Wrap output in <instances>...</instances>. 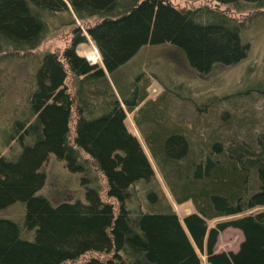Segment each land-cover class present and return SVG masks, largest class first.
Listing matches in <instances>:
<instances>
[{"label":"trees","instance_id":"trees-1","mask_svg":"<svg viewBox=\"0 0 264 264\" xmlns=\"http://www.w3.org/2000/svg\"><path fill=\"white\" fill-rule=\"evenodd\" d=\"M210 1L233 11L171 0H0V58L37 53L48 31L43 13L95 19L61 55L35 58L24 116L8 135L15 151H0V212L24 206L21 223L0 216V264H203L202 255L206 264H264V209L250 211L264 205V129L216 138L200 154L201 132L192 131L202 115L188 129L163 106L174 96L151 102L145 72L129 79L123 70L146 46L173 47L201 76L243 61L245 26L230 13L264 12V0ZM87 35L103 67L76 52ZM249 89L264 96V82ZM130 114L178 204L193 201L183 219L159 191L144 143L127 127ZM52 156L77 176L81 196L54 202L42 193ZM222 217L233 218L209 226ZM228 227L242 231L240 249L216 252ZM88 253L112 257L79 262Z\"/></svg>","mask_w":264,"mask_h":264},{"label":"rangeland","instance_id":"rangeland-1","mask_svg":"<svg viewBox=\"0 0 264 264\" xmlns=\"http://www.w3.org/2000/svg\"><path fill=\"white\" fill-rule=\"evenodd\" d=\"M171 1L180 7L217 6L210 0ZM217 7L222 10L228 9L229 12L233 11V8L229 6ZM230 14L244 23L242 37L249 45L247 57L240 63L227 67L218 66L209 75L201 76L189 68L180 52L171 46L163 45L146 46L132 65L129 63L123 68L125 71H130L129 79H132L137 72H145V75L141 77L150 82L148 91L150 98H152L151 102H155V99L165 94L166 91V95L174 96L177 100L173 104L164 103L163 106H166L167 111H171L172 118H178L179 115L183 117L188 129L193 127V118L202 115V118H195V120H203L208 123L202 121L201 130L196 123V131L194 129L192 131L194 133L201 132L199 137L194 140L196 141L194 149L200 154L204 152L202 149L207 148L209 141L216 138L227 139L235 131L237 133L231 138H242V134L238 132L240 130L254 131L257 134L264 129V96L258 94V91L249 89L256 83L264 82V12L248 9L245 12L236 11ZM43 17L48 31L41 45L35 50L37 53H20L12 57L0 58V151L5 155H10L11 152L15 151V146H13L15 143H11L8 135L12 130V121L24 116L23 113L33 82L31 78L32 68L36 63L37 54L50 51L61 55L65 48L70 45L77 29L85 31V26L95 22L93 18L83 22L69 12H48L43 13ZM95 46V43L88 36V41L81 43L76 52L84 58L87 57V52L90 55L88 59L86 58L87 61L91 60L95 64L100 63V66L103 67L102 57L100 60L99 54L94 51ZM133 121L132 114H130L127 118V127L143 141L155 170L159 191L166 198L165 201L173 206L183 219L187 214L196 210L193 201L188 200L178 204L176 196L170 192L164 180L162 169L152 158L149 147L146 146ZM230 121H233L231 125ZM249 125H253V130H250ZM189 136L193 137L190 133ZM45 172L46 182L42 193L54 202H59L70 196H81L82 190L78 185L77 176L69 173L54 156L45 166ZM100 180L102 182V177ZM104 199L106 198L104 197ZM142 201L147 207L146 200L142 198ZM261 209H264V205L250 211L255 213ZM23 210L24 206L21 203L15 204L7 211L0 212V216L21 223ZM232 218H217L208 220V223L210 227H215L218 221H228ZM23 233L24 236L29 234L27 237L33 238L34 232L23 230ZM243 238L241 230L228 227L219 233L215 251L237 252ZM91 257L101 259L104 255L88 253L81 257L79 262H85ZM111 257L112 254H109L104 259ZM202 260L203 264H206V256L202 255Z\"/></svg>","mask_w":264,"mask_h":264},{"label":"bare ground","instance_id":"bare-ground-1","mask_svg":"<svg viewBox=\"0 0 264 264\" xmlns=\"http://www.w3.org/2000/svg\"><path fill=\"white\" fill-rule=\"evenodd\" d=\"M87 53V52H86ZM91 61V60H90Z\"/></svg>","mask_w":264,"mask_h":264}]
</instances>
